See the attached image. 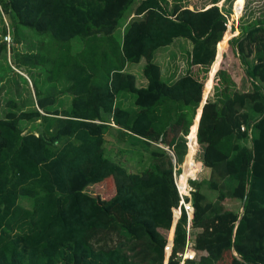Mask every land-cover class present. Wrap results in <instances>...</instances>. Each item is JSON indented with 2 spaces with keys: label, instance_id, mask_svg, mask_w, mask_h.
I'll use <instances>...</instances> for the list:
<instances>
[{
  "label": "trees",
  "instance_id": "16d2710c",
  "mask_svg": "<svg viewBox=\"0 0 264 264\" xmlns=\"http://www.w3.org/2000/svg\"><path fill=\"white\" fill-rule=\"evenodd\" d=\"M244 3L223 13L168 9L165 0H0L18 40L22 28L41 38L15 61L33 72L50 53L49 88L30 75L43 114L26 97H11L0 114V264H179L187 241L186 264H264V20L227 31ZM131 14L141 20L124 25ZM175 39L191 45L185 73L166 75L156 54ZM227 41L251 89L234 90L225 77L207 100ZM140 62L139 87L125 68ZM196 66L208 72L204 85L190 73ZM60 78L72 96L61 112L51 109ZM109 124L128 137L115 160L105 150ZM196 140L204 180L190 183L189 222L183 209L175 220L174 168L179 175L188 148L183 192L200 174ZM108 181L109 201L86 192Z\"/></svg>",
  "mask_w": 264,
  "mask_h": 264
},
{
  "label": "rangeland",
  "instance_id": "374dc122",
  "mask_svg": "<svg viewBox=\"0 0 264 264\" xmlns=\"http://www.w3.org/2000/svg\"><path fill=\"white\" fill-rule=\"evenodd\" d=\"M234 0H165V2L168 4V9H171L175 5H179L182 8H188L189 10L193 11H201L204 9H207L213 5L217 6L219 9L222 10L223 13H226L227 11H232V5ZM141 20V17H136L133 14L129 15V17L126 19L124 25L129 24L131 21L135 20ZM228 22H227V31L238 36V34L241 33L242 28H246V25H252L254 23H259L264 20V0H245L241 15L239 18L233 20L231 18V14L228 16ZM124 27V26H123ZM123 27L120 28V33L123 31ZM3 28L5 29V35L3 34ZM13 30L12 22L9 19L8 15H6L4 12L0 9V45H3L4 43V37L6 35H10L11 43L9 45H5V51H0V79L1 77L5 78V81L0 82V88L3 87L0 90V114L3 110L4 102L8 99L14 100L17 98L18 95L21 94L20 90L26 91L28 89L27 84H24L23 77L19 76L21 74H18L16 72H22L24 75H37V79L34 78L30 80L32 83V80H35L36 86L38 88H45L48 89L50 84L47 82L46 77L49 76L47 74V71H45V64L47 61L46 54H49L48 51L44 48V52L42 51L44 55V59H38L36 62V70H33V72H30L27 66H24L18 64L15 61L14 53H26L28 52L29 48L31 47V44L35 43V45H39V42L41 41V38L38 37V35L34 34L32 31H29L27 29L22 28V37H24L23 40H18L15 30ZM14 32V34H12ZM238 33V34H237ZM17 39V40H16ZM46 40V38H45ZM16 42V43H15ZM77 43L78 40H77ZM78 47L75 46V48ZM190 43L183 39H175L174 42L165 48H162L161 51L158 52L157 55V61L161 62V65L163 69H165L166 75H181L182 73H185V66H186V51L190 50ZM44 60V64L41 63ZM172 61V62H171ZM143 62H140L142 64ZM174 63V64H172ZM139 64V65H140ZM131 69L136 68V65L130 66ZM141 67V66H140ZM168 68V70H166ZM17 70V71H16ZM219 74L216 75L215 84L210 90V94L207 98L208 99H214L215 95V87L216 88H223L226 86L225 77H228L230 81L235 85L234 90H240V91H247L251 89V86L249 82L246 80V77L244 75L243 67L238 60L237 56L233 54L231 51V48L228 45V41L226 44V47L223 51L221 63L218 69ZM217 71V72H218ZM221 71H225V75H220ZM140 69H138V75L135 74L136 79L139 78ZM182 72V73H181ZM190 73L194 75L203 85L205 84L207 71L204 69L199 68H191ZM204 88V86H203ZM33 91V88H31ZM203 93V92H202ZM22 99V98H21ZM202 101V99H201ZM200 107L202 108V102L200 104ZM187 139V137H186ZM196 148L195 152L192 156V160L195 162V164H200V174L197 179L194 178H188L186 182H188V186H191L192 181L201 182L204 180V169L202 167V152L203 148L197 143L196 140ZM188 147V146H187ZM188 153V148H187ZM186 153V156H187ZM169 156H171L173 153L169 151ZM186 156L184 157L183 163L181 165V171L179 176L183 172V164L185 163ZM172 157V156H171ZM173 165L175 166V157L171 158ZM175 174L174 179H178L177 174V168H174ZM177 175V177H176ZM180 178V177H179ZM179 183V182H178ZM177 183V185H178ZM179 187V185H178ZM191 188V187H190ZM86 192L91 196H97L99 199L104 201H109L112 199L115 194V188L113 186V183L111 181L104 182L103 184L99 185H93L91 187H88ZM189 194V193H188ZM24 205V204H23ZM225 206L228 209L235 208L238 209L239 203H230L225 202ZM178 217V215H177ZM175 218V220L177 219ZM174 220V221H175ZM166 238L168 239L169 232L165 233ZM168 245V243H167ZM170 251V250H169Z\"/></svg>",
  "mask_w": 264,
  "mask_h": 264
},
{
  "label": "crops",
  "instance_id": "0c3cea01",
  "mask_svg": "<svg viewBox=\"0 0 264 264\" xmlns=\"http://www.w3.org/2000/svg\"><path fill=\"white\" fill-rule=\"evenodd\" d=\"M77 48L78 47H76L75 49H77ZM157 55L158 54H156V57H157ZM139 64H137L136 65L137 67L134 68V69H131V67L128 66V67L125 68V71H128V72H130V73H132L134 75L135 74L138 75V69H141L140 66L142 65V64H140V65ZM193 68H199V69L201 68L202 69V67H197V66L193 67ZM16 73L21 74V77L26 79V81L28 83V85H27L28 89L26 91L20 90L21 94L17 96L16 100L20 101L24 97H26L28 99V101L30 102V98H32L34 106H31V107L33 109H37V107L35 105V102H34L35 101L34 100V93L32 92V89H31L32 88V83L30 82V75H24L22 72H19V70ZM57 83H58L57 84V90L60 93V95H59V103H58V106H54L51 109H53V110L57 109L58 111L61 112V111L66 110L68 108L69 102H70L72 96L70 94L65 93L66 92L65 90L68 88L69 84L63 78H60ZM144 85H145V82L143 80H141L140 78H137V86L140 87V86H144ZM29 90H31V97H30V94H29ZM62 92H64V93H62ZM37 110L40 113L43 114V112L41 110H39V109H37ZM109 125H110L111 129L104 136L105 150H106L108 158L114 159V157L116 158L115 155L119 154L118 153V149L120 148L119 145H121L122 147H125L127 142H128V137H126V135H124V133L120 132L121 130H120L119 127L115 126L114 124H109ZM118 142H119V144H118ZM129 169H130L129 171L131 173H135V171L137 170V166L135 164L131 165L129 167Z\"/></svg>",
  "mask_w": 264,
  "mask_h": 264
},
{
  "label": "built area",
  "instance_id": "2783aa9c",
  "mask_svg": "<svg viewBox=\"0 0 264 264\" xmlns=\"http://www.w3.org/2000/svg\"><path fill=\"white\" fill-rule=\"evenodd\" d=\"M4 41L6 42V44H10V42H11L10 35H6L4 37ZM176 177H177V175H176ZM179 177H178V179H174L175 180V185H176L177 190H178L179 198H180L179 208H178V217L177 218L180 217L181 210L183 209L184 212L187 215L188 222H189V220L191 219V216H192L193 209H192L191 201L189 200L188 202H186L185 201V197H188L190 199V193L192 191V187L190 186L191 187L190 188L188 186V182H186L185 183V187H184V191L181 192V190L179 189V187L177 185V183L180 182V178ZM188 231H189V223L187 225V237H188ZM190 246H191L190 243H188V241H187L186 248H185V250H184V252L182 254V257H181V260H180L179 264H186L187 260H192L193 259L194 252L190 251Z\"/></svg>",
  "mask_w": 264,
  "mask_h": 264
},
{
  "label": "water",
  "instance_id": "95a60500",
  "mask_svg": "<svg viewBox=\"0 0 264 264\" xmlns=\"http://www.w3.org/2000/svg\"><path fill=\"white\" fill-rule=\"evenodd\" d=\"M201 102H202V101H201ZM201 102H200V104H201ZM205 102H206V101H204V102L202 103V106L205 104Z\"/></svg>",
  "mask_w": 264,
  "mask_h": 264
},
{
  "label": "clouds",
  "instance_id": "9594fccd",
  "mask_svg": "<svg viewBox=\"0 0 264 264\" xmlns=\"http://www.w3.org/2000/svg\"><path fill=\"white\" fill-rule=\"evenodd\" d=\"M217 74V73H216Z\"/></svg>",
  "mask_w": 264,
  "mask_h": 264
}]
</instances>
